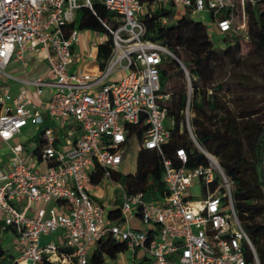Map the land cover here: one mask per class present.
<instances>
[{
    "label": "built area",
    "instance_id": "obj_1",
    "mask_svg": "<svg viewBox=\"0 0 264 264\" xmlns=\"http://www.w3.org/2000/svg\"><path fill=\"white\" fill-rule=\"evenodd\" d=\"M258 1L264 7V0H0V80L13 58L22 60L27 51L44 50L51 79L38 76L28 81L35 86L36 95L42 94L44 86L52 88L46 110L57 125L75 120L81 127L75 141L67 138L70 146L62 148L56 128L45 125L26 89L16 97L0 94V137L11 152L7 163L0 166V234L4 233L3 241L13 254L7 264H89L91 249L96 250L108 237L123 243L124 249L115 257L104 253L105 264L127 252H131L132 264H261L237 214L232 178L218 156L201 146L195 136L190 97L186 127L207 162L185 166L188 155L183 146L175 149L178 165L163 155L166 194L159 199L130 193L113 176L125 160L128 124L143 127L136 139L138 148L162 153L171 136L162 104L166 97L160 74L164 53L181 62L191 91L184 63L164 44L144 37L146 24L139 11L150 2L152 10L172 9V21L208 12L211 26L223 37H246L247 5ZM97 2L118 23L115 27L105 24L113 36V52L97 71L72 70L73 46L80 37L79 28L68 24L79 8L96 13ZM91 45L86 56L93 58L97 42ZM29 123L44 125L32 151L21 142L10 143ZM38 161L47 164L46 170L34 166ZM97 164L104 168L102 180L110 179L122 190L116 218L90 191L91 186L101 184L92 181ZM136 216L148 230L132 227ZM42 235L54 238L42 243ZM11 243L21 249L18 254L7 245ZM141 249L146 254L137 262Z\"/></svg>",
    "mask_w": 264,
    "mask_h": 264
},
{
    "label": "trees",
    "instance_id": "obj_2",
    "mask_svg": "<svg viewBox=\"0 0 264 264\" xmlns=\"http://www.w3.org/2000/svg\"><path fill=\"white\" fill-rule=\"evenodd\" d=\"M147 7L138 13L146 24L144 37L164 44L184 63L191 77V91L181 62L164 53L160 74L161 91L166 97L162 104L167 117L171 118V136L164 143L162 153L142 146L137 149L136 169L133 172L116 170L113 176L128 192H142L147 199H159L166 194L163 155L173 158L178 165L180 161L175 156V149L183 146L188 155L185 166L192 168L207 162L205 153L191 139L186 127L185 108L190 97L195 136L201 146L218 156L220 164L232 178L237 214L252 238L261 264H264V116L260 113L261 107L250 99L236 101V105L241 104V107L235 109L230 103L235 102V98L225 97V82L220 80L227 64H240L239 48L243 38H248L253 46L250 53L256 58L255 64L264 66V7L261 1L249 3L247 36L226 34L224 45L213 41L204 21L191 15L172 21V9L160 7L152 10L150 2ZM165 16L168 18L166 22L163 21ZM105 24L115 27L118 23L100 2L96 3V13L85 7L79 8L75 19L68 24L70 28L86 25L105 34L97 44L96 58L101 68L107 64L114 48L113 36ZM127 128L125 158L134 151L135 140L143 131L139 125L128 124ZM246 141L249 155L245 153ZM103 174L104 168L97 164L92 181L101 182ZM112 216L118 217L119 212ZM123 249V243L111 237L103 239L90 257L89 264H105L104 253L115 257ZM12 256L0 237V264L9 263Z\"/></svg>",
    "mask_w": 264,
    "mask_h": 264
},
{
    "label": "rangeland",
    "instance_id": "obj_3",
    "mask_svg": "<svg viewBox=\"0 0 264 264\" xmlns=\"http://www.w3.org/2000/svg\"><path fill=\"white\" fill-rule=\"evenodd\" d=\"M183 16H180L179 19H182ZM195 19L206 21V17L202 15L201 13L195 14ZM79 42L77 43V58L81 60V67L85 70L87 67L86 64L88 63H95L96 64V47L93 49L94 56L93 58H90L86 56L87 50H91V42L96 41L98 42L103 38L102 32L100 31H94L90 28H87L86 25L83 28H79ZM211 38L213 41L218 45H224L225 41H223L221 34L218 31H214L211 33ZM253 46L251 42H249L248 38H243V44H240V64L236 65L235 63H229L226 65L224 74L220 77V80L225 82L224 84V93L225 97H232L235 98V102L230 101L231 105L235 109H239L241 104L236 105V101H241L245 99L252 100L253 104L258 105L261 107V115L264 116V66L262 64L256 65L254 60L256 61V58L250 51L252 50ZM76 58V59H77ZM10 64L7 68H11ZM97 66V64L95 65ZM115 78H118V75L115 76ZM219 80V81H220ZM46 88V87H45ZM46 90V89H45ZM240 103V102H239ZM166 124H171V118L166 119ZM41 129L40 124H32L29 123L28 125L24 126L20 133H18L17 141H23L29 140L33 135H35L39 130ZM43 129V127H42ZM41 129V130H42ZM63 136H66V131L61 130ZM74 134V133H73ZM37 143H28V147L33 149L35 148ZM245 153L249 155V144L246 141L244 143ZM138 142L135 140L134 143V151L132 153H129L127 157V162L123 163L122 165V171H133L136 168L137 164V158H138ZM8 151L3 150L1 151V154H6ZM102 187L109 191L112 195L117 194L119 197L121 196V188L117 185L113 184L110 179H104L102 182ZM123 225V224H122ZM131 225L133 228L136 229H142V230H148L146 225L143 223L141 218L139 216H136L134 219L131 220ZM4 235V233H1ZM0 234V237L3 235ZM3 238V237H2ZM54 238V235H42L41 241L42 243L48 242ZM11 250L14 251V253L18 254L19 250H21L18 246L14 244H7ZM95 251V248L91 249V252L89 254V257L93 255ZM139 255L137 258V262L141 260V258L146 254V252L141 249L138 251ZM123 257L128 260H124ZM131 252L125 253V255H118L116 259H110V261L107 264H132L131 260Z\"/></svg>",
    "mask_w": 264,
    "mask_h": 264
},
{
    "label": "crops",
    "instance_id": "obj_4",
    "mask_svg": "<svg viewBox=\"0 0 264 264\" xmlns=\"http://www.w3.org/2000/svg\"><path fill=\"white\" fill-rule=\"evenodd\" d=\"M201 14L206 17V21H204V22L208 24V30L210 32V35L212 32L217 31L215 26H211V23H210L211 15H210V13L203 12ZM102 36H103V38L101 40H99L97 42V44L105 38V34L102 33ZM223 38L224 37L222 36V39ZM90 46L92 48V45H90ZM76 49H77V44L75 45V48L73 46V61L70 63V69H72V70H74V68H76V67H81L80 64H82L81 60L79 58H77V55H76L77 50ZM74 54H75V58H74ZM96 55H97V46H96ZM10 64H12L11 68H7V74L0 80V94L7 92L12 97H16L20 93V91H22L23 89H26L28 94L31 95L33 97L34 101L37 103V106L39 107L41 114L44 117L45 125L54 126L56 128L58 134L61 137L62 148H68L70 146V144L67 143L66 139L70 138L72 141L73 140L75 141V139L81 133L80 124L74 120V121L70 122L69 124H67L66 126L57 125L50 118L48 111L46 110V103L48 102V100L51 97L52 88L50 86H44L42 94L36 95L35 94V86L28 81V80L34 79L38 76H42V77L51 79V75L49 73L50 63L48 61L46 52L42 49H37L36 51L30 50V51L26 52L24 59L21 60V59L13 58L9 62L8 66ZM96 64H97V66H95ZM96 64L93 62L88 63V65L86 64L87 67L85 68V70L86 71H92V72L97 71V69L99 68L98 61L96 62ZM43 126H41V129ZM41 129L39 130V132H37L35 135H33L29 140H26L25 142L17 141V137L19 136L17 134L10 141V143L15 144V143L21 142L24 145L26 150L32 151L33 149H35L38 146L40 138L42 137ZM62 129L65 130L67 133L65 137L62 134V131H61ZM30 142H32L34 144L37 143L36 147L33 149L29 148L28 143H30ZM3 150H7L8 152L5 155L1 154V151H3ZM10 154H11V152H10L8 143L0 137V166H4L7 163ZM126 162H127V158H125L123 163H126ZM123 163L121 164L119 171H122ZM34 164H35L34 166L36 168H39L41 170H46V168H47V164L43 161H38ZM133 171H126V172H133ZM197 190L198 189H196V191ZM90 191L95 198L100 200L106 206V209L111 213V216L115 215L118 212L120 205H121V202H122V199H123L122 191L120 193V195H121L120 197L117 194L112 195L111 193H109V191H107L106 189H104L102 187V184H100V186L98 188L91 186ZM118 199L120 200V202L118 201Z\"/></svg>",
    "mask_w": 264,
    "mask_h": 264
}]
</instances>
